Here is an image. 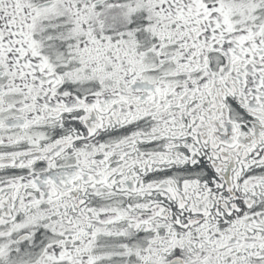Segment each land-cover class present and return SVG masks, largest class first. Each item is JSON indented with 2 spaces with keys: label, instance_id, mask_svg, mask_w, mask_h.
<instances>
[{
  "label": "snow or ice",
  "instance_id": "obj_1",
  "mask_svg": "<svg viewBox=\"0 0 264 264\" xmlns=\"http://www.w3.org/2000/svg\"><path fill=\"white\" fill-rule=\"evenodd\" d=\"M0 264H264V0H0Z\"/></svg>",
  "mask_w": 264,
  "mask_h": 264
}]
</instances>
